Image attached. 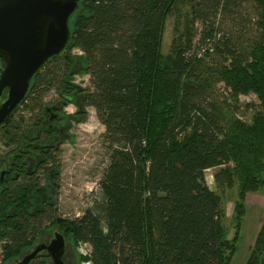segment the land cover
I'll list each match as a JSON object with an SVG mask.
<instances>
[{"label": "trees", "instance_id": "trees-1", "mask_svg": "<svg viewBox=\"0 0 264 264\" xmlns=\"http://www.w3.org/2000/svg\"><path fill=\"white\" fill-rule=\"evenodd\" d=\"M178 1L78 2L65 53L33 76L0 131V175L7 167L0 185V264L20 258L53 226L75 248L89 245L79 264L230 263L247 196L264 188V0H251L256 37L245 47L215 44L211 50L222 62L202 69L204 58L189 55V29L161 54L164 23ZM184 1L203 19L204 10L216 14L231 5ZM213 39L211 30L202 42ZM76 74L88 77V87L73 83ZM219 83L235 98L257 97L260 110L251 123L220 115L214 103L203 106ZM68 105L75 107L71 115L63 113ZM88 108L104 128L109 163L99 198L70 220L58 214L61 146L72 140L71 126L86 121ZM213 168L219 188L237 183L232 239L221 197L205 181ZM245 264H264V214Z\"/></svg>", "mask_w": 264, "mask_h": 264}, {"label": "rangeland", "instance_id": "rangeland-1", "mask_svg": "<svg viewBox=\"0 0 264 264\" xmlns=\"http://www.w3.org/2000/svg\"><path fill=\"white\" fill-rule=\"evenodd\" d=\"M231 5L227 9L214 14L212 11L202 9L207 14L206 18H195L191 6L184 0H179L166 17L162 34L161 54L170 53L173 39L185 33L187 29L192 34L191 53L204 58L200 69L213 66L222 62L223 57L214 50L217 43L242 44L245 47L252 41L257 31L256 10L251 0H229ZM196 6V5H195ZM203 7V6H202ZM198 9V6H196ZM213 30L214 39L202 42L204 34ZM77 53V51H75ZM205 53L208 55L206 56ZM73 83L80 87H88V77L76 74ZM54 98L53 92L45 97L44 102L49 104ZM200 100L198 102H202ZM203 106L214 103L217 113L222 116L234 115L241 121L249 124L253 115L260 110V102L254 94L233 97L223 83L211 87ZM75 107L68 105L63 113L73 114ZM54 113V112H53ZM103 126L98 122L92 108L87 109V119L82 124H73L69 129L71 141H66L61 146V176L58 195V214L65 219L80 217L85 210L90 208L100 196L98 181L109 163V156L104 148L101 135ZM0 150H3L0 147ZM218 168L205 171V181L208 188L218 194L222 200L224 211L223 224L227 230L228 239H232L235 228L232 220L234 203L237 200V183L233 188H219L213 179ZM264 214V188L257 193H250L245 202V214L241 221L239 237L236 242L235 253L229 264H245L260 229ZM48 231L42 235L46 239ZM76 251L80 256H88L89 245L79 244ZM25 252L24 254L28 253ZM11 261L10 264H15ZM80 264H89L82 262Z\"/></svg>", "mask_w": 264, "mask_h": 264}, {"label": "water", "instance_id": "water-1", "mask_svg": "<svg viewBox=\"0 0 264 264\" xmlns=\"http://www.w3.org/2000/svg\"><path fill=\"white\" fill-rule=\"evenodd\" d=\"M79 1L0 0V131L24 99L33 76L49 59L65 53L72 37L69 19ZM54 236L48 246H37L17 264H29L41 250L50 253L55 248L54 263L60 264L65 243L62 235Z\"/></svg>", "mask_w": 264, "mask_h": 264}, {"label": "flooded vegetation", "instance_id": "flooded-vegetation-1", "mask_svg": "<svg viewBox=\"0 0 264 264\" xmlns=\"http://www.w3.org/2000/svg\"><path fill=\"white\" fill-rule=\"evenodd\" d=\"M56 115H59V112L57 111H53ZM52 121L55 119V116L52 117ZM51 121V122H52ZM7 168V167H6ZM4 168V170L2 171L1 175H0V185L4 184V176L6 174L7 169ZM48 231V234L46 237V239L43 240L42 235ZM55 233H58L60 235H62L63 239H64V251L62 253L61 256V262L60 264H79V255L76 251V248L74 247L72 241L68 240L67 237L64 235L63 231H59L58 229H56L54 226L53 227H49L48 229H45L41 232L39 238L35 241V243L32 245V247L28 250L29 252L26 254H22L20 256V258H18L15 261V264H17L18 261L21 260V258L27 254H30L31 252L34 251V249L39 246V245H44V246H48L54 239H55ZM57 248H55L54 250H52L50 253H48V251L46 249L41 250L40 252L37 253L36 257L30 261L29 264H55L54 263V255H56ZM27 252V251H26Z\"/></svg>", "mask_w": 264, "mask_h": 264}, {"label": "built area", "instance_id": "built-area-1", "mask_svg": "<svg viewBox=\"0 0 264 264\" xmlns=\"http://www.w3.org/2000/svg\"><path fill=\"white\" fill-rule=\"evenodd\" d=\"M84 245H87V244H84Z\"/></svg>", "mask_w": 264, "mask_h": 264}]
</instances>
